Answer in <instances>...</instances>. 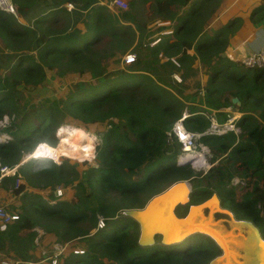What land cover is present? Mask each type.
<instances>
[{"label": "trees", "instance_id": "16d2710c", "mask_svg": "<svg viewBox=\"0 0 264 264\" xmlns=\"http://www.w3.org/2000/svg\"><path fill=\"white\" fill-rule=\"evenodd\" d=\"M154 1L156 11L170 19L171 6L188 0ZM10 2L15 16L0 11V44L9 52L4 53L9 63L0 65L8 71L6 75L0 74V119L13 111L18 101L21 102L26 87L46 85L55 72L69 76L89 75L92 79L102 81L88 88L82 86L84 83L73 84L62 106L56 102L50 105L51 101L37 114L35 122L29 125L27 131L20 130L16 139L0 143L2 164L8 167L16 164L23 143L29 148L41 140L52 144L59 121L98 133L101 143L96 145L97 168L89 167L79 172L65 162L56 166L51 161L34 160L24 169L26 185L34 189L51 187L54 190L57 186L68 187L76 183V203L63 201L57 207H49L41 196L23 193L25 186H16L17 177L0 180V184L9 183L14 195L23 193L25 199V216L19 222L10 224L6 231L0 232V250L3 249L5 239L8 244L17 247L24 242L30 243L31 254L32 248L36 249V253L44 248L40 246V236L38 245L33 243L36 232L20 235L23 230L32 228L28 220L31 216L40 221L37 224L44 234L56 235L62 240L85 237L95 228L98 215L109 219L125 210L141 209L151 197L171 184L182 181L193 183L189 205H197L209 199L212 193L220 197L222 188V208L230 206L229 211L235 219L250 221L259 229L263 226L264 71L246 69L239 61L227 59L223 54L228 39L221 36L220 30L212 41L200 43L197 55H186L192 45L184 41L185 37L195 32L191 15L182 22L180 30L175 32L179 42L167 45L164 55L177 58L180 67L175 70L180 74L182 83L187 76L197 73L198 69L190 68L193 62L198 61L206 68L208 77L205 84L196 86L197 92L200 89L203 91V101L206 103L204 111L234 108L241 113L236 121L239 135L227 132L220 136L201 137L200 142L210 150L214 159L220 160L204 176L199 177L189 165H175L180 146L173 134L168 137L166 131L182 117L185 104L173 93L174 88L170 84L163 83L154 65H148V70L156 79H152V75L129 73L111 76L107 75L109 67L103 69L106 57L96 59L101 50L113 44H129L127 40L134 32L125 25L130 19L127 14L121 15L124 21L121 24L114 16L107 15L105 6L89 7L90 0ZM43 3L46 8L34 16V12ZM66 5L72 6L70 11ZM87 8L84 29L76 31L73 29V19H77L81 11ZM18 18L26 24L19 23ZM177 48L181 49V55H170ZM33 50L35 56L27 54ZM157 51L158 46L153 52ZM115 54L111 52L109 55ZM144 62L146 68L147 62ZM144 72L149 73L145 69ZM123 75H128V78L124 80ZM185 87L181 85L178 93L185 92ZM232 98L238 99L239 106L231 103ZM187 110L188 114L182 121L186 131L204 132L209 127V122L200 115L204 111H196L192 107ZM223 116L221 113L216 115L218 122H222ZM122 118L125 120L124 125H121ZM114 119L118 121L113 123ZM153 120L159 121L163 129L153 126ZM105 123L110 128L107 125L105 127ZM102 124L103 129L99 130ZM34 134H37L35 140L31 138ZM59 138L58 146L41 144L34 156L54 157L51 149H56V152L63 151V156L67 158L92 160V135L79 129H61ZM138 174V180H130L132 175ZM233 178L246 179L243 197L238 200L230 185ZM226 184L229 188L224 187ZM187 206L179 207L176 213L179 218L185 216ZM181 212L184 214L178 215ZM123 219L131 222L122 216L114 221ZM84 223L90 229L85 228ZM203 238L207 240V245H188L183 248V242L166 250L160 246L142 248L137 245V226L132 231L124 224L123 228L111 235L102 230L97 231L90 238L93 240L83 255H63L58 264H107L103 259L109 264H207L219 251L212 241ZM54 240L50 239V243L47 241L44 246L49 247ZM20 258L22 261L32 259L25 251L20 254Z\"/></svg>", "mask_w": 264, "mask_h": 264}, {"label": "rangeland", "instance_id": "374dc122", "mask_svg": "<svg viewBox=\"0 0 264 264\" xmlns=\"http://www.w3.org/2000/svg\"><path fill=\"white\" fill-rule=\"evenodd\" d=\"M112 1L113 0H90V5H88V6L89 7L97 6V5L105 6L107 8V15L114 16L116 18V20L121 24H124V23H122L124 21L122 20L121 15L123 13L127 14L130 17V19L127 21V23H125V25L129 26L131 28V30L135 31V32H134V35L131 36L130 39L127 40L129 42V44L127 42H125L124 44H113L110 48H105L106 50L103 48L104 50L100 51V55H97L96 59L106 57V60L103 62V69H106L109 67V70L107 71L108 72L107 75L115 76V75H118L119 73H126V74L129 73V74H133V75H141L142 74V75H146V76H149V75L151 76L152 74L148 70V65L153 64L155 67V72L160 75L161 79L163 80V83L165 85L170 84V86L175 89V91L173 89V93H176V95L178 96V99H180L185 104V109L182 112L183 115L188 114L187 108H189V107L194 108L196 111H204L206 108L205 107L206 103H205V100L203 101V91L200 89L197 92L196 86H197V84L200 86L205 84L207 77H208L206 75V71H205L206 68L199 65L198 61L193 62V64L191 65L190 68L193 70L198 69L197 73L194 74L193 76H187V79L185 80V82L182 83L180 74H178L177 70H175L177 67L171 63L170 57H164V55H158V51L156 53L153 52V50L155 48H157L158 45H156V44L158 42L156 41L152 44L149 43L151 41L148 39L149 33H147V31H144L143 28H145L144 26L152 24V22H154L155 20H158V18H160V17L163 18L165 16L164 14H159L156 11V7H155V3H154L155 1L154 0H148L147 2H140L138 0H136V1L124 0L127 3V7L125 10L111 6L110 3ZM130 1L132 2L131 4H129ZM146 5H148V8ZM66 6H68V5H66ZM44 8H46L45 4L42 5L38 10H36V12H34V16H37L38 15L37 12L40 13L41 11L44 10ZM87 10H88V8L81 11V14L78 16V18L73 19V21H74L73 29H75L76 31H79V30L82 31L84 29V25H83L84 24V17H85V13L87 12ZM14 12H15V10H14ZM185 16H187V15L184 14L182 17H185ZM188 16H190V15H188ZM17 20L19 23L26 24L20 18H18ZM153 24H155V23H153ZM132 25H133V27H132ZM139 27H141V28L139 29ZM172 28H173V30H175L174 27H172ZM147 44H148V46H147ZM0 51H2V55H0V65L4 64V63L5 64L9 63L8 59H6V56H4V53H6V52L9 53V52L7 50H5L3 48V46H1V44H0ZM111 52H116V54L115 55H109ZM27 54L35 56L36 52H35V50H33L30 52H27ZM108 56H110V57H108ZM127 56H131V57H133V59L130 60L129 62H126L125 58ZM172 58H174L176 60L175 57H172ZM144 61L147 62L146 68L143 66L145 64ZM144 69H145V71H147L149 73L144 72ZM7 72L8 71L5 68L0 67V74L1 75H6ZM151 77H152V79H156V77L153 75ZM122 78L125 80L128 78V75H123ZM101 81H102V79H99V80L92 79L89 75L69 76L67 74L65 75L64 73L55 72L52 76L49 77V82L46 85L37 86V87H32V86L26 87L22 93L21 102L19 103V101H18L14 110L11 111L10 113H8V115H7V116L11 115L12 117L15 118L14 120L16 121L13 125H11L8 128L7 133L11 137L16 139V137L19 135V131L20 130L24 131V132L27 131L29 129V125L33 124L35 122V120H36L35 118H36L37 114H39L42 110H44L50 104L51 101L52 102L50 105H53V103L56 102V104L62 106L63 102L65 101V97L69 93V88L73 84L84 83V84H82V86L85 88H88L91 85H95ZM178 81L180 83H178ZM181 85L186 86L185 87L186 89H185V92H183L182 94H179L178 92H179ZM195 92H197V95H195ZM228 109L231 110L232 112H234L235 114H237L238 116L241 115V113L239 114L236 111V109H234V108H228ZM223 110L224 109H220L218 111L208 110V111H204V112L209 113V114L214 113L215 117L217 114L221 113L222 115H224L222 118V122H223L227 119L226 114L224 112H222ZM216 120H217V117H216ZM117 121L118 120H115V119L112 120L113 123H116ZM217 122H218V120H217ZM218 123H220V122H218ZM58 124H59V126L57 127L58 130H60V129H67V130L79 129V130H82L83 132H85L86 134L93 135V140H94V144H95L94 161H92V163H89V162L80 163L81 160H75V158H73V157H69V159H64L61 161V163L65 162L67 164H71L79 172L86 170L89 167L97 168L98 164L95 160V155H96V145L101 143L100 135L98 133L92 132V130H84L80 127L72 125L69 122L59 121ZM124 124H125V120H124V118H122L121 125H124ZM173 124L171 125V128H172ZM106 125L107 124L105 123V127H106ZM152 125L160 128V129H163V125L157 120H153ZM13 127H15V128H13ZM107 128H110V125H107ZM171 128H169V130L166 131L167 136H170L169 131L171 130ZM98 129L102 130L103 124ZM31 138L33 140H35L37 138V134L32 135ZM41 141H44V140H41ZM44 142L51 145L50 141H44ZM54 143H57V141L55 140L52 144H54ZM36 144L37 143L32 144L31 148H29L24 143L21 144V154H19V158L17 159V160H19V162H18L19 164L23 158H24L23 161L26 160L25 157L29 153L32 152V150ZM52 151L54 152V154H55L54 157H56V158L59 156V154L63 153V151H60V150L58 152H56L57 151L56 149H52ZM13 154L15 155V152ZM62 155H64V154H62ZM219 160L214 159V157L212 156V154L210 152L206 156V162L210 166V168L217 165ZM30 162H32V161L30 160L29 162L20 165L19 169H21V170L18 169V171H20V175L22 176L19 183H21L25 186V190L23 193H25L27 195L28 194H34V195L41 196L49 207H55V206H50L48 204V202L49 203L54 202L55 204L61 203L63 201H66L70 204L77 202V189L75 188L76 183L72 184L68 187L57 186L55 189H62V197L58 200L53 198L52 192L48 195L44 194V192L46 190H48V188H51V187H47L45 189H34V188L27 186L23 173H24V169L26 168V165H28ZM141 168L143 169V167H141ZM142 169H141L140 173H142ZM208 170L206 171V173L208 172ZM195 173L199 177H202L206 174V173H204V171H199V172H195ZM131 177H132L130 179L131 181L132 180L136 181V180H138V178H140V174L132 175ZM187 183H188L189 187L191 188L193 183H189V182H187ZM224 187L229 188V186L227 184L224 185ZM182 188H184V187H182ZM54 190H52V191H54ZM233 191H234V194H235L234 196H235L236 200L243 197L244 188H242L241 186H235ZM179 192H181V191H179ZM222 192H223V190L221 188L220 189V199H221V197L223 199V193ZM23 193L19 194V195H14L11 192V186L9 185V183L0 184V206L5 207V209L9 213L16 214L19 217V221L22 219V217L25 216L24 209H23L25 199H24ZM184 195H185V192L183 191L179 200H182L184 198ZM54 200H56V201H54ZM179 200H178V202H179ZM55 204H53V205H55ZM223 208L230 210V206H226V207L224 206ZM262 212H263V217H264V211L262 210ZM217 213H219V212H217ZM183 214H184V212L178 213V215H183ZM118 215L119 214H117L114 217L109 218V219L105 218L107 224H106V227L102 231L111 235V234L115 233L116 230L121 229V227L123 228L124 224L130 230H132V231L135 230L136 225L133 222H130L126 219L119 220V222L114 221L117 217L122 216V212L120 213L119 216ZM217 216H219V218H221L222 220L227 219L221 215H217ZM31 218L33 219V220L31 219L32 220V228L31 229H34V230H31V231L28 230L29 231L28 233L36 232V237L40 236V238H39L40 246L44 247L45 249H47L48 246H44V243L47 241L49 242L50 239H53V240L55 239L56 241L55 240L54 241L57 243L67 244V247H66L63 255H70V254L73 255L74 252H76V251H83V252L87 251V246L93 240L90 238H92L93 235L96 233V231H94V229H95L94 228V229H91L89 231L88 235L85 237L74 238V239H69V240H62V239H59L56 235H55L56 236L55 237L51 234H44V232L42 230H40V227L37 224L40 221L36 217L31 216ZM99 218H101L100 215H98L97 219H99ZM84 227L90 229L87 224H85ZM260 229H263L261 231V235L264 237V224H263V226L260 227ZM23 232H24V230L22 231V233ZM26 233H27V231H26ZM34 239H33V241H34ZM157 242H159V241L156 240V243ZM201 244L207 245L208 242L205 238L201 237L200 235H196L194 238H191L190 240L184 242L181 246L183 248H185L188 245H192L193 247H195V246H200ZM25 247H26V250H24ZM156 247L157 246H154V247H151L149 249H153ZM169 248L170 247H165L164 250L169 249ZM24 251L27 252V256L30 255V257L32 259H29L28 261H22V259L20 258V254L23 253ZM29 252H30V243L24 242V243H22L21 246L17 247L15 245L8 244L6 242V239H5L3 241V249L0 250V257H4V258H7V259H10L13 261H17V262H34V261H37L41 257L40 252L36 253V249L32 248V254ZM74 256H80V255H74ZM103 262L109 264V262L106 259H103Z\"/></svg>", "mask_w": 264, "mask_h": 264}, {"label": "crops", "instance_id": "0c3cea01", "mask_svg": "<svg viewBox=\"0 0 264 264\" xmlns=\"http://www.w3.org/2000/svg\"><path fill=\"white\" fill-rule=\"evenodd\" d=\"M146 6L148 8V5ZM170 14V19L159 16L158 20L143 28L149 33V43L159 40L156 44L158 55H165L167 45L179 42L175 32L180 30L182 22L191 15L195 32L185 37L184 41L192 45L187 50L191 54L186 55H197L200 43L212 41L219 30L221 36L228 39V46L223 55L231 61H239L242 56L251 52L264 50V0H188L180 5H172ZM184 14L187 16L182 17ZM170 55H181V49L177 48V51ZM51 192V188H48L44 194ZM28 220L32 224L31 218ZM31 230L34 229H29ZM29 231L25 229L20 235H26Z\"/></svg>", "mask_w": 264, "mask_h": 264}, {"label": "built area", "instance_id": "2783aa9c", "mask_svg": "<svg viewBox=\"0 0 264 264\" xmlns=\"http://www.w3.org/2000/svg\"><path fill=\"white\" fill-rule=\"evenodd\" d=\"M110 5L117 7V8H120L122 10H125L127 7V3L124 0H113L110 3ZM66 8L68 11H70L72 6L68 5V6H66ZM0 11L15 16L14 8H13L10 0H0ZM156 41L158 42L159 40L157 39L154 42H156ZM154 42H152V43H154ZM186 54H191V52L186 51ZM189 56L191 57L193 55H189ZM132 59H133V57L127 56L125 58V61L129 62ZM170 61L177 68L180 67L178 61L175 60L174 58L171 57ZM239 62L241 64V66H243L246 69H250V70L257 69V70H263L264 71V50L251 52L248 55L242 56L241 59L239 60ZM178 83H180V82L178 81ZM222 112H224L226 114L227 119L221 123L217 122L214 113H212V114L205 113V112L200 113V115H202L209 122V127L202 133H191V132H188L185 130V128L182 124L183 119L185 118V116H187L185 114L182 115V117L173 124V126L170 130V135L173 134V136L175 137L176 141L179 143V146H180V148H179L180 153L177 155L176 162H175V164L177 166L186 164V165H189V167L195 172L204 171V173H206V171L210 168V166L208 164H207V169H204V168L199 167L197 164H194L193 161L186 159V156L188 154L189 155H191V154L203 155L205 157V163H207L206 162V156L209 154L210 150L200 142L201 137H203V136H220V135H224L227 132H232L235 135L240 134V130L236 126V120L238 119V115L235 114L234 112H232L231 110H229L228 108L224 109ZM12 121H13V118L8 117L6 115L0 119V142H6V141L11 139L10 136L4 132L10 126ZM60 132H61V129L56 132L55 138H56L57 143H55L54 145H51L52 147L58 146L59 139H60L59 138ZM89 135H91V134H89ZM92 137H93V135H92ZM168 137H170V136H168ZM40 146H41V144H38L33 150L35 151ZM94 149H95V144L93 143V148H92L93 159L91 161H89V160L88 161H80V163H84V162L92 163V161H94ZM34 151L25 157L26 162L29 161L31 158H37V157H33V155H32L34 153ZM38 158H43V159H46L49 161L51 160L56 165L61 164V161L66 159L65 157H61V159L57 162L51 156L43 155V156H39ZM23 159L21 160L20 164L18 163L17 165H14L13 167L5 166L0 161V179L5 177V176L17 175L16 176L17 177L16 186L19 185L21 176L18 174V167H19V165L24 163ZM230 185L233 188L235 186H241L242 188H245L246 181L243 179H240V178H233L230 182ZM52 194H53L52 195L53 198L58 200L62 197V189H55L52 192ZM54 201H56V200H54ZM48 204L50 206H56L57 205L54 202L53 203L48 202ZM53 204H55V205H53ZM18 220H19V217L16 214H11L5 209V207L0 206V232L6 231L7 227L10 224H12ZM105 227H106V219L101 217V218L97 219L94 231L102 230ZM38 238L39 237H36L34 239L35 245H38ZM66 247H67V244H61V243L53 242L47 249H45V248L40 249L41 257L37 261H34V262H17V261H13V260H10V259L4 258V257H0V264H58L59 258L64 254ZM83 253H84L83 251H76V252H74L73 255H83Z\"/></svg>", "mask_w": 264, "mask_h": 264}, {"label": "water", "instance_id": "95a60500", "mask_svg": "<svg viewBox=\"0 0 264 264\" xmlns=\"http://www.w3.org/2000/svg\"><path fill=\"white\" fill-rule=\"evenodd\" d=\"M231 103L235 106H239V101L237 98H232ZM185 184L188 183L186 181L182 182H176L171 184L169 187H167L165 190H163L161 193L151 197L147 203L144 205L141 209H129L122 212V216L124 218H127L133 222L137 228H138V239H137V245L139 247H154V246H160L162 248L174 246L176 244H181L185 241H188L191 238H194L196 235H200L203 237L208 238L211 240L218 248L220 254L212 258L207 264H264V241L262 240L259 230L255 227V225L247 220H237L235 219L232 212L229 210L222 208V204L220 201V198L217 193H212L211 197L197 205H189L190 203V196L192 193V190L189 191L188 195V201L185 204L177 203L175 206L172 207V216L173 218L179 221V224L176 223H165L164 221L161 222H153V223H144L143 219L144 216H146L149 211H156L160 201L159 198H161L163 195H168L169 193L172 194V189L175 185L178 184ZM209 203L213 206L211 208L208 206ZM187 206V211L185 213V216L183 218H179L177 216V211L179 207ZM196 208L199 209V212H203L205 215L208 214V211L211 210H217L219 213H217L214 216H210L212 219L211 223L206 224H200L198 225L199 228H202L203 230L206 229L208 231H211L212 233L214 231H217L216 234L213 233L218 241H220V244L213 239L212 237H209L205 234L200 233H191L182 238L178 242H173L177 237H180L184 230L192 228L190 226H193V224L197 223H190L187 222V220L184 222L192 210H195ZM146 213V214H143ZM221 215L226 220H222L217 215ZM172 218V217H171ZM172 218V219H173ZM220 221L221 228L223 227L227 232L230 231L231 233H228V235H232V240L229 239V237H226L223 233H219L218 229L215 230L213 227H215L217 222ZM176 222V221H175ZM202 226V227H201ZM222 230V229H221ZM247 231V232H245ZM243 235L244 239H238V237ZM253 236L254 238H251ZM156 238H159V242L156 243ZM225 238V244H222V239ZM246 238V240H245ZM255 240V243H253V248H250V242L252 240ZM236 242V243H235ZM242 243V247L238 248L240 244ZM254 244H256V247H254ZM232 245H234V250H230V254L226 255V260L223 261V257L226 254V251L229 249H232ZM238 247H237V246ZM232 251H234V255L232 254ZM223 262V263H222Z\"/></svg>", "mask_w": 264, "mask_h": 264}, {"label": "bare ground", "instance_id": "6f19581e", "mask_svg": "<svg viewBox=\"0 0 264 264\" xmlns=\"http://www.w3.org/2000/svg\"><path fill=\"white\" fill-rule=\"evenodd\" d=\"M40 144H45V143H40ZM46 145H48V144H46ZM32 155H33V157L43 156V155L34 156V153ZM61 157H65V156L61 155V156H58L57 158L56 157H52V158L55 161L58 162L61 159ZM65 158L66 159H69L67 157H65ZM92 159H93V156H92ZM186 159H188L190 161H193L194 164H197L201 168L207 169V163H205V157L203 155H197V154H191V155H189L188 154L186 156ZM23 162H26V160H24ZM182 187H184V188H182ZM190 190H191V188L189 187L188 184L185 185V184L182 183V184L175 185L173 187L172 191H171L172 194L169 193L168 195H163L161 198H159L160 203H159L156 211H149V212H147L148 214L146 216H144L143 222L144 223H153L155 221H157V222L164 221L165 223H173V224L176 223V224H179V221L177 219L175 220L173 218V216H172V213H171L172 207L175 206L177 203L185 204L188 201V195H189V191ZM179 191H181V192H179ZM183 191L185 192L184 198L182 200H179ZM178 200H179V202H178ZM208 206L211 208V206H213V205H211L209 203ZM217 212L218 211L215 210V209L214 210H211L210 209L208 211V214L205 215L203 212H199V209L198 208H196L195 210H192V212L190 213V215L185 220H183V221L185 222L187 220V222H190V223L193 222V223H197V224H193V226H190L192 228H189V229L184 230L183 233L181 235H179L180 237H177V239H175L173 242H178L182 238H184L185 236H187L188 234H191V233H194L195 232V233L205 234V235H207L209 237H212L213 239H215L218 242V244H220V241H218L217 237L213 234V233L216 234L217 231H214L212 233L211 231H208L206 229L203 230L202 228H199L198 227V225H200V224L201 225L202 224H206L207 225V223H211L213 225L214 222H212V219H211L210 216H214L215 217V215L217 214ZM143 214H146V213H143ZM219 223H220V221L217 222L216 223L217 225L215 227H213V228L215 230L218 229V232L219 233H221V234L223 233L224 235H226V237H229V239L232 240V237H231L232 235L231 236L228 235V233H231V229H230V231L227 232L224 228H221V226H220L221 223L220 224ZM245 232H247V231H245ZM241 238L244 239V237H243L242 234H241L240 237H238V239H241ZM251 238H254V237L251 236ZM224 239L225 238L222 239V244L223 245L225 244V240ZM254 239L250 242V246H251L250 248H253V243H255V240H256V239L255 240ZM245 240H246V238H245ZM241 247H242V243L240 244V246L238 248H241ZM254 247H256V244H254ZM230 250H234V245H232V249H229V250L226 251V254L223 257V261L226 260V255L227 254H230ZM232 254L233 255L235 254L234 251H232Z\"/></svg>", "mask_w": 264, "mask_h": 264}, {"label": "clouds", "instance_id": "9594fccd", "mask_svg": "<svg viewBox=\"0 0 264 264\" xmlns=\"http://www.w3.org/2000/svg\"><path fill=\"white\" fill-rule=\"evenodd\" d=\"M7 14H8V13H7ZM158 42H159V41H158ZM224 109H225V108H224ZM239 114H240V113H239ZM182 115H183V114H182ZM185 115H187V114H185ZM3 116H5V115H3ZM3 116H2V117H3ZM6 116H7V115H6ZM2 117H1V118H2ZM8 117H12V116L10 115V116H8ZM185 117H186V116H185ZM240 117H241V115L238 116V119H239ZM12 118H13V121L11 122L10 126L13 125V124L16 122V121L14 120L15 118H14V117H12ZM238 119H237V120H238ZM237 120H236V121H237ZM10 126H9V127H10ZM236 126H237V125H236ZM9 127H8V128H9ZM8 128H7V129L5 130V132H4V133H6L7 135H9V134L7 133ZM185 130H186V129H185ZM57 131H58V129L56 130V132H57ZM55 134H56V133H55ZM9 136H10V135H9ZM10 138H11V139L8 140V141H12V140L14 139V138L11 137V136H10ZM55 140H56V138H55ZM6 142H7V141H6ZM42 142H44V141H37V142H36L37 144L35 145V147H36L38 144L42 143ZM0 143H3V142H0ZM44 143H45V142H44ZM46 144H47V143H46ZM35 147H34V148H35ZM34 148H33V149H34ZM32 151H33V150H32ZM179 153H180V152H179ZM29 154H30V153H29ZM30 160H31V161H34V160L49 161V160H46V159H43V158H38V157H37V158H31ZM30 160H29V161H30ZM0 161H1V160H0ZM29 161H27V162H29ZM50 161H51V160H50ZM18 162H19V160H18L17 163L14 164V165H17ZM27 162H24L23 164H25V163H27ZM51 162H52V161H51ZM175 162H176V159H175ZM1 163H2V162H1ZM52 163H53L54 165H56L54 162H52ZM61 164H62V163H61ZM61 164H59V165H61ZM14 165L9 166V167H13ZM21 165H22V164H21ZM96 165H97V164H96ZM175 165H176V164H175ZM183 165H186V164H183ZM5 166H6V165H5ZM56 166H58V165H56ZM176 166H177V165H176ZM180 166H181V165H180ZM19 168H20V165H19L18 169H19ZM19 170H20V169H19ZM18 174H19V173H18ZM19 175H20V174H19ZM16 176H17V175H15V177H16ZM7 177L9 178V177H14V176H5V177H3V178H7ZM21 178H22V177H21ZM21 178H20V180H21ZM1 179H2V178H1ZM1 179H0V180H1ZM20 184H21V183H20ZM52 192H53V191H52ZM43 200H44V199H43ZM58 205H59V203H58L55 207H57ZM102 218H103V217H102ZM104 219H105V218H104ZM18 221H19V220H18ZM16 222H17V221H16ZM14 223H15V222H14ZM106 224H107V223H106ZM95 226H96V225H95ZM102 230H103V229H102ZM96 232H97V231H96ZM202 237H203V236H202ZM33 243H34V241H33Z\"/></svg>", "mask_w": 264, "mask_h": 264}, {"label": "flooded vegetation", "instance_id": "af4514ba", "mask_svg": "<svg viewBox=\"0 0 264 264\" xmlns=\"http://www.w3.org/2000/svg\"><path fill=\"white\" fill-rule=\"evenodd\" d=\"M220 198V197H219ZM186 211H187V209H186ZM258 230H259V234H260V236H261V238H262V240L264 241V237L261 235V231H260V229H259V227L258 226H255ZM156 240H159V238H156ZM217 247V246H216ZM219 251V250H218ZM219 254H220V252H219ZM218 254V255H219Z\"/></svg>", "mask_w": 264, "mask_h": 264}]
</instances>
